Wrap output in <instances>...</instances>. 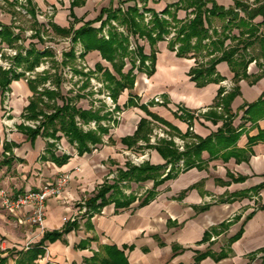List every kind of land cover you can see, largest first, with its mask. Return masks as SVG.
Segmentation results:
<instances>
[{
	"label": "crops",
	"instance_id": "0c3cea01",
	"mask_svg": "<svg viewBox=\"0 0 264 264\" xmlns=\"http://www.w3.org/2000/svg\"><path fill=\"white\" fill-rule=\"evenodd\" d=\"M4 1L13 4L15 0ZM30 1L35 14L47 6L55 7L44 34L57 38L64 37L52 26L77 30L91 23L98 29L100 12L110 7L136 6L155 14L167 9L178 20L193 16L191 9H174L181 0ZM213 1L225 9L234 4L233 0ZM261 21L257 17L254 23ZM218 22L214 19L213 26ZM0 23L12 27L9 21ZM143 47L149 55L148 43ZM152 52L153 74H135L133 88L124 90L117 99L116 125L102 136L100 144L82 155L60 132L58 140L43 135L32 138L17 125L7 136L0 96V250L1 257L9 255L7 264H17L20 253L38 244L44 232H60L71 223L74 227L68 233L43 244L45 253L34 264H102L107 258L106 247L121 252L125 264H264V76L255 80L262 60L251 63L247 78L237 84L239 94L229 106L232 119L227 128L225 120L212 117L210 112H223L216 107L218 91L224 88L228 92L226 84L234 86L229 65H216L222 82L198 87L189 77L195 59L178 58L163 41L153 46ZM85 61L92 69L99 63L112 72L98 52L86 55ZM9 91L11 118L17 124L33 93L21 80L13 81ZM129 98L134 106H128ZM142 119L152 128L149 138L161 130L185 144L210 139L200 153L198 166L175 169L173 178L160 182L169 173L170 164L165 166L156 150L144 148L146 143L141 139L130 147L121 142L134 135ZM57 145L64 152H58ZM128 154L146 155L144 163L164 168L156 177L157 186L153 180L118 181V172L126 171V163H130ZM62 174L70 176L69 184L61 197L46 202L42 229L28 224L27 209L3 210L2 192L17 196L52 184ZM105 182H116L109 194L111 202L99 212L81 215L82 207L88 208L87 200ZM149 193L151 199L142 204ZM130 199L128 206H116Z\"/></svg>",
	"mask_w": 264,
	"mask_h": 264
},
{
	"label": "trees",
	"instance_id": "16d2710c",
	"mask_svg": "<svg viewBox=\"0 0 264 264\" xmlns=\"http://www.w3.org/2000/svg\"><path fill=\"white\" fill-rule=\"evenodd\" d=\"M28 2V13L33 19L35 11L30 0ZM233 6L225 9L218 6L213 0H181L174 9L192 10V17L186 20H178L174 13H170L167 9L163 13L155 14L146 11L151 15V20L147 25L143 22V15L138 12L136 6L128 7L125 11L120 8H108L102 10L96 20L100 22L98 29L91 27V23H86L77 30L73 29H58L52 26L54 32L63 37H70L71 44L80 43L83 48L81 58L85 59L86 55L92 52H98L101 59L108 63L112 72L104 68L99 63L95 65V71L99 72L104 81L105 90L109 93L110 98L115 104V111H118L116 105L117 99L124 90H131L134 86L133 69L135 60L140 62L137 68L138 72H144L151 76L154 72L153 65L155 57L152 52L153 46L158 42H166L164 37L172 30L175 34L172 40L167 42L168 49L176 53L178 58L195 59V66L190 69L189 77L196 83L198 87H202L208 83H220L223 79L216 74V65L221 62H226L232 73L234 74V86L226 92V89L220 88L217 95L216 107L222 108L221 114L210 112L212 117L225 120L224 126L229 128L231 115L229 106L233 99L238 96L239 89L237 84L240 80L247 78L248 66L261 59L259 63L260 73L255 78L257 80L264 76V0H254L252 4L248 0H233ZM75 1L72 2V7ZM159 15L167 16L170 20L166 21ZM105 16V17H103ZM260 17L262 21L258 24L254 20ZM218 19L221 22L219 29L213 26V20ZM114 21L118 25L126 28V31L136 40H145L151 48L150 54H144V47L137 44L135 54L137 58L134 60V53L129 51L128 38L123 34L118 33L110 22ZM34 24L38 26L37 21ZM108 26V40L99 37L102 29ZM0 41L13 46L19 40V35H14L12 27L0 23ZM39 36V32H36ZM40 39V38H39ZM41 41V39H40ZM137 42V41H136ZM52 53L49 50L38 52L31 45L26 52V56L18 55L15 58L16 64L19 67H24L25 71H32L41 63L45 57H51ZM133 57V58H132ZM130 61L131 69L126 73L123 72L125 67L124 59ZM149 61L150 65L145 66V62ZM75 57L73 49L68 53L63 54L62 64L74 63ZM78 73V71L75 70ZM48 73V72H47ZM40 77L38 81H32L28 87L33 93V98L30 100L28 107L24 111L23 118L29 121L36 120L42 116L43 122L41 127L31 129L23 125L18 127L21 132L35 138L38 135L49 137L58 140L56 134L62 133L64 137L75 148L78 155L88 152L96 144H100L102 136L108 133L109 126L101 125L102 122H112L116 125V120H112V113L105 111L104 104L98 109H82L73 105L70 100L65 98L61 93V83L58 79L55 91L44 89L38 92V87L49 80V75ZM11 74V77L9 75ZM82 74V73H78ZM48 75V77H47ZM22 75L14 74L11 71H4L0 68V90L9 88L13 81H19ZM60 77V76H59ZM88 88V82H85L82 89ZM102 103V102H100ZM128 106H134L131 98L128 100ZM142 108V106L140 107ZM215 112V111H214ZM76 118L84 125L95 121L97 124L96 130L84 132L76 125ZM110 118V119H109ZM41 128L43 132H41ZM152 133L150 123L145 120H140L137 129L132 137L123 138L121 142L128 147L142 140L146 143V149H154L165 160L166 165H172L169 173L160 180V182L173 178L175 172L174 165L181 159H184L183 171L197 167L200 153L206 149V145L211 141L198 140L185 144L183 153L175 149L172 141L160 140L156 145H150L149 135ZM91 146V147H90ZM127 170L118 172V181L133 180L135 182H146L153 180L154 187L159 184L156 181L158 172L163 170V167L151 166L148 163H143L139 166H134L126 163ZM179 170V169H176ZM116 187V182L112 185L103 183L96 193L85 203L90 213L99 212L102 208L108 205L110 200V192ZM109 195V196H108ZM152 197L149 193L142 204H146ZM131 199L116 203V206L126 207ZM74 223L66 224L65 228L60 231L44 232L41 241L29 247L24 253H20V258L17 264H34V261L39 256L44 255L43 244L47 241L54 242L60 239L63 234L68 233ZM107 253V258L102 261V264H125L123 254L114 248H104ZM3 252L0 250V264H7L9 257H1Z\"/></svg>",
	"mask_w": 264,
	"mask_h": 264
},
{
	"label": "built area",
	"instance_id": "2783aa9c",
	"mask_svg": "<svg viewBox=\"0 0 264 264\" xmlns=\"http://www.w3.org/2000/svg\"><path fill=\"white\" fill-rule=\"evenodd\" d=\"M17 4L14 7L15 12H17L18 14H20L22 17L24 18H31L30 15L28 14L26 8H27V0H16ZM60 1V0H58ZM248 2L250 4H252L254 2V0H248ZM0 6L2 7H6L7 4L4 0H0ZM127 8V6H121L120 9L122 11H125ZM56 9L54 6H47L43 11L40 12H36V18H37V22L39 23L40 26H43L41 33H40V39L44 40L45 39V34L44 31H48L49 30V21L50 18L54 15ZM147 18L146 20L150 19V15H146ZM160 18L162 19H168L166 16H162L159 15ZM39 19H42L41 21ZM10 20H14V18L10 19ZM10 22V21H9ZM11 23V22H10ZM16 24V23H15ZM114 24V23H113ZM12 25V24H10ZM14 29V27H13ZM1 30V27H0ZM118 32L120 33H124V31L122 29H117ZM14 35H18V30L14 29ZM36 34V33H34ZM29 37L31 38L33 35V32H29L27 34ZM103 35L105 36V39H107L106 36V31L103 29ZM100 37H102V35H99ZM174 34L171 36L173 38ZM38 38V39H39ZM164 39L166 40V42H168L169 37H164ZM69 41V42H68ZM68 43L70 49H73V53H74V57H75V63H77L79 66L81 62L84 61V59L81 58V55L83 54V48L80 45V43H76L75 45H72L70 42V40L68 39ZM129 51L135 53L136 49H137V44H141V40L138 43V40L135 39H130L129 40ZM137 41V42H136ZM32 42V41H28V43L25 46H22L20 44V41L18 40L17 43H19L22 47L21 49L15 48L14 46L16 45L13 44L14 46H9L3 42L0 41V68L4 71H11L14 74H20L22 75L21 77V81H23L25 84H29L30 82H32L33 80H35L38 76H44L45 72L49 71V66H48V62L44 61L46 60L45 58L42 59V62L36 66L34 68L33 71H25L22 69V67H19L16 62H15V58L18 55H22L23 57L26 56V52L27 50H29L30 46L33 45L36 48V45L38 43H41V41H36ZM146 42H142L141 46H143V44ZM139 44V45H140ZM48 47H44V49L41 51H45L48 50ZM3 53L6 56H9L12 58V61H5L3 59ZM54 54V53H53ZM58 55H61V52H57ZM56 55V52H55ZM54 55V56H55ZM55 59H57L56 57H54ZM63 56V54H62ZM4 60V61H3ZM79 62V63H78ZM255 62H253L254 64ZM82 64V69H83V74H91L93 73V69L90 68L86 61L81 63ZM140 62L138 59L135 60V71L137 74V68L139 67ZM150 62L146 61L145 62V66H149ZM59 75H61L60 77L62 78V76L66 79H77L76 75H74L72 67H69L68 65L65 66L64 69H62L61 73H59ZM9 77H11V74L9 75ZM88 77V76H87ZM80 78V77H79ZM96 76H94V74H92L91 76H89V78H87V80H89V88L91 91H93L96 94V97L98 99H100L99 101L103 102V104H105V111L112 113V120H116L119 117V113L115 111V104L113 103V101L110 98L109 93L104 90V84L103 82H101L98 78H96ZM99 82H98V80ZM232 85L231 84H226V88L227 91H229L231 89ZM38 92H42L44 89H48L51 91H55L56 89L52 87L50 80H47L43 85H40L38 88ZM0 96H1V100H2V125L5 127L6 130V135L9 136L10 133L12 131H15V124L14 122L16 121V119H12V108H11V104H10V91L9 88H6L5 90H0ZM156 102H161L159 100L156 99ZM95 104V103H94ZM96 106V104H95ZM93 108V107H92ZM99 108V107H97ZM24 113L21 115V117H19V119L17 120L18 125H23L25 127H29L31 129H37L41 127V123H42V116H39L36 120L34 121H29L23 118ZM76 125L78 127H80L84 132L87 131H92V130H96L97 128V124L95 122H90L87 125L82 124L79 119H76ZM101 125L103 126H109L110 128L113 127V123L112 122H102ZM43 131V129L41 128V132ZM163 138V139H167V140H172V142L174 143L175 148L178 150V152L183 153L185 150V142L179 139H172L169 138L164 132H162L161 130H156L153 132V134L150 136V140L149 143L151 145H155L157 143V140ZM9 140V138H7ZM145 144H141V146H144ZM57 151L58 152H64L63 148L60 145H57ZM147 156H141V157H137V156H132L133 161L132 163L135 164L136 166L141 165L142 163H144L145 158ZM141 163V164H140ZM184 166V159L181 158L175 165L174 167L176 169L182 170ZM172 166H168L167 167V172H170ZM70 181V176L67 174H62L60 175L52 184H47L45 186L40 187L37 190H27L22 194H19L17 196H12L9 195L7 192H2L1 193V206L3 208V210L5 211H10V212H18V211H22L23 209H27L28 213H29V218H28V224L31 225L32 227H38L40 229L43 228V222L45 219V211H46V202L49 199H56L59 198L63 195L64 190L66 189V187L68 186ZM89 213V209L86 208L85 206L82 207L80 214L81 215H85ZM64 221H66V219H64Z\"/></svg>",
	"mask_w": 264,
	"mask_h": 264
},
{
	"label": "rangeland",
	"instance_id": "374dc122",
	"mask_svg": "<svg viewBox=\"0 0 264 264\" xmlns=\"http://www.w3.org/2000/svg\"><path fill=\"white\" fill-rule=\"evenodd\" d=\"M243 1H245V0H243ZM6 4H7L6 7L0 6V21H10L11 24H12V27H14V29H17L18 30V35L20 37L19 38L20 44L22 46H25L28 43V41H32V42H35V43H37L36 41H38V40L40 41V39H38V38L40 37V33L43 30L41 28H39V26H36V24H33L34 21H37L36 14H34L35 17L33 19L32 18H24L20 14H18L17 12H15V10H14L15 5L17 4V1L16 0L13 1V4H11V3H6ZM131 7H133V6H131ZM127 8H125V9H127ZM28 9H29V7H28V3H27L26 10L28 11ZM137 9H138V12L143 15V22H144V24L147 25V23L151 20V15L149 13H147L142 8H137ZM34 11H36V10H34ZM146 15H150V19L149 20H146V18H147ZM12 18H14V20H10ZM39 20L41 21L42 19H39ZM164 20L169 21L170 19L168 18V19H164ZM220 23L221 22H218V23L214 24V25H217L216 26L217 29H219V27L221 26ZM110 24H111L112 27H114L116 29L117 32H118L117 29H122L124 31V33H121V34H123L125 37H127L128 38V41L130 39H135V38H133L131 35H129L127 33L126 28L118 25V23H116L114 21H111ZM104 30L106 31L107 39H105V36L103 35V29H102V31H101V33L99 35H102V38L103 39L108 40V37H109L108 36V26L104 27ZM30 31L33 32V35H32L31 38H28L29 36L27 34ZM37 31L39 32V36L36 33ZM34 33H36V34H34ZM118 33H120V32H118ZM173 34H175V31L174 30H172L171 32H169L168 35L165 36V37H169V40L168 41L172 40V37L171 36ZM44 36H45V39L44 40L41 39V43H38L36 45V48L34 47V49L40 53L44 49V47H48L49 48L48 50L52 53V56L51 57H45L46 60H44V61L48 62L49 71H48V73L47 72H45V73H47L49 75V77H50L49 80H50V83H51L52 87L53 88L56 87L57 81L60 78L59 81L61 83V93H62V95L65 98H67L68 100H70L73 105H76L79 108L82 107V108H85V109L86 108L90 109V107H93V109H98L97 107H100L101 104H103V102L100 103L101 102V101H99L100 99H98L96 97V94L93 91L90 90V88H89L90 87L89 86V80H87V78H89V76H91L92 74H94V76H96V78H98L101 82H103V84H104V90H105V85L106 84L102 80V77H101L100 73L97 72V71H95V68H93V70H94L93 73H91V74H89V73L88 74H83L84 73L83 72V69H82L83 66H82L81 63L85 62V59L84 58H83L84 59L83 62H81V63L78 62L80 64V66L77 63H75V62L74 63H67L65 65L62 64V61H63L62 54L68 53L69 50H70V47H71V46H69V43H68L69 42L68 39L70 40V37L57 38L56 36L54 37L50 33L49 34H45ZM139 41L140 40H138V43H139ZM142 42H146V41L145 40H142ZM142 42H141V44H142ZM20 44L19 43H16V45L15 46L13 45V46L15 48L21 49L22 47H20L21 46ZM55 52H56V55H55ZM57 52L58 53L61 52V55H58ZM136 54L134 53V56H133L134 57V60L137 58V55ZM53 56L56 57L57 59L53 58ZM3 59L5 61H12V58L9 57V56H6L4 53H3ZM129 61L130 60L127 59V58L124 59V62H125V67H124V70H123L124 73H126L129 69H131V64H130ZM41 62H42V60H41ZM67 65L69 67H72L73 73H74V75H76L77 79H66L63 76H62V78L59 77V76H61V75H59V73H61L62 69H64L65 66H67ZM75 70L78 71V73H82V74H78L77 72H75ZM138 73H140V72H138V70H137V74ZM133 74L134 75L136 74L135 67L133 69ZM48 75H47V77H48ZM40 77L41 76H38L35 80H33V82L34 81H38V79ZM99 80H98V82H99ZM85 82H88V88L82 89V86H83V84ZM94 103L96 104V106H95ZM104 106H105V104H104ZM42 122H43V120H42ZM93 122H95V121H93ZM104 123H105V121H104ZM17 125H18V122H17V124H15V128L17 127ZM161 139H163V138H160V140ZM149 140H150V138H149ZM163 140H165V139H163ZM166 141H172V140H167L166 139ZM131 156H132L131 154H128L127 161H129L132 165H135V164L132 163L133 158Z\"/></svg>",
	"mask_w": 264,
	"mask_h": 264
}]
</instances>
